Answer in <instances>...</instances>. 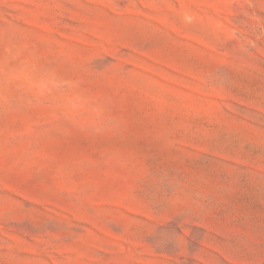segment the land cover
<instances>
[{"label": "rangeland", "instance_id": "rangeland-1", "mask_svg": "<svg viewBox=\"0 0 264 264\" xmlns=\"http://www.w3.org/2000/svg\"><path fill=\"white\" fill-rule=\"evenodd\" d=\"M0 264H264V0H0Z\"/></svg>", "mask_w": 264, "mask_h": 264}]
</instances>
